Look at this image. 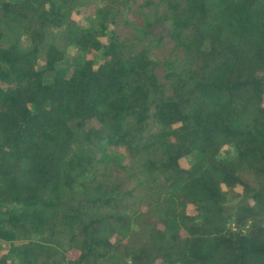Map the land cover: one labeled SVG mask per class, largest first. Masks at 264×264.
Listing matches in <instances>:
<instances>
[{"label": "trees", "instance_id": "obj_1", "mask_svg": "<svg viewBox=\"0 0 264 264\" xmlns=\"http://www.w3.org/2000/svg\"><path fill=\"white\" fill-rule=\"evenodd\" d=\"M0 264H264V0H0Z\"/></svg>", "mask_w": 264, "mask_h": 264}, {"label": "rangeland", "instance_id": "obj_2", "mask_svg": "<svg viewBox=\"0 0 264 264\" xmlns=\"http://www.w3.org/2000/svg\"><path fill=\"white\" fill-rule=\"evenodd\" d=\"M85 22L87 23V21ZM69 52L70 53L67 59L59 64V68L62 69L63 71H67L70 68V66L77 60V55L79 54V51L74 46L70 48Z\"/></svg>", "mask_w": 264, "mask_h": 264}]
</instances>
